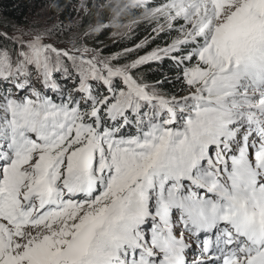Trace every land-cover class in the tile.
<instances>
[{"label": "snow or ice", "instance_id": "1", "mask_svg": "<svg viewBox=\"0 0 264 264\" xmlns=\"http://www.w3.org/2000/svg\"><path fill=\"white\" fill-rule=\"evenodd\" d=\"M167 35L153 32L147 38L143 33L134 37L114 54V65L131 64L127 73L113 75L108 83L91 79L93 95L80 104L81 108L95 107L93 98L100 97L103 103L97 101L100 107L91 121L94 124L101 117L100 131L111 125L116 129L113 144L122 140V147L133 150L138 174L132 187L140 186L135 194L136 212L146 207V213L139 216L135 227L114 226L122 242L101 241L96 254L79 264H221L223 254L217 253L241 246L232 236L248 244L242 256L245 264H257L256 257L264 255V243L253 245L237 231L230 210L227 218L210 229L197 231L196 223L204 218L209 204L219 205L223 213L226 197L222 193L245 184L251 170L254 187L264 189V87L237 84L227 97L233 101L231 114L217 121L208 111L215 105L209 99L211 77L199 75L209 70L206 56L215 60L216 41L198 36L196 41L170 48L171 41L164 40ZM7 40L0 35V41ZM23 47L16 45L10 58L22 60L19 49ZM0 50L7 51L4 43ZM196 68L199 72L193 75ZM144 70L148 82L136 75ZM80 81L74 69L69 74L60 69L49 73L40 63L39 52L26 74L17 69L15 76H0V152H11L26 136H34V130L25 131L29 109L69 99L76 103L83 95ZM10 162L0 160V179L4 165ZM98 164L99 159L94 168ZM105 171L111 176L114 169ZM33 251L0 237V264H33Z\"/></svg>", "mask_w": 264, "mask_h": 264}, {"label": "rangeland", "instance_id": "2", "mask_svg": "<svg viewBox=\"0 0 264 264\" xmlns=\"http://www.w3.org/2000/svg\"><path fill=\"white\" fill-rule=\"evenodd\" d=\"M140 1L141 0H76L75 11L71 15L74 19L66 24H63L59 20L58 14L54 9L51 7H43L42 11L37 12L30 18L28 24H12L9 26L10 30L2 32L0 29V31L8 37L7 42H16V45H24L22 48L23 51H20V54H27V60L29 62H35L36 53L39 52L45 64H56L50 65V67H54L55 70L61 68L57 65L71 64L73 69L81 75V81L78 87L83 92V95L79 97V99L84 97L85 94L92 97L89 84L91 79L97 78L108 83L112 75H125V73L121 71L127 72L128 70L118 66H112L109 64V59L101 58L104 56L102 52L99 53L100 48L98 43H92L91 40H88L85 45L81 39L84 38V35L87 36L92 31L96 26L95 22L99 19L107 18L111 10L113 12L117 8H121L122 6L125 7L128 4H134ZM179 1L182 9L181 13L185 15L188 22L195 26V31L204 35L206 39L212 37L214 40L221 41L222 38L226 36L234 41L236 35L255 30V28L259 27L260 22L264 20V0ZM92 11H97L95 21L93 22L94 25H92L88 31L84 32L80 27L81 22L83 17H86L87 13ZM262 30L264 31V26ZM65 44L69 45L66 46ZM69 47L73 48L69 49ZM96 53L100 54L101 57H97ZM213 54L216 57L215 60H210L207 56L205 57L206 61L210 62L209 70L204 73H199L201 78L211 77L209 85L211 92L221 91L225 86H223L224 82L233 83L237 74L233 65H231V63L229 64V59L223 57L219 53L218 47L213 46ZM112 57L113 56H108V58ZM0 58H2V60H0L2 65H6L7 60L11 59L9 53L4 50H0ZM99 58L102 59L103 65L97 63ZM41 65L45 67L43 62ZM93 66H97L100 72L105 73L107 71L108 75H103V79H101L96 74V70ZM46 69L48 70L49 68ZM51 69L53 71V68ZM61 69L64 70L65 74L67 73L65 69ZM16 72L17 70L5 74L6 76L10 74L15 76ZM198 72L199 69H197L193 75H196ZM1 73H4V71L0 70V75ZM110 114L113 115L114 113ZM85 149L86 147H81L75 152L76 154H74L79 155V153L81 151L83 153ZM77 157H70L68 155L67 163H76ZM74 169H78V165H74ZM249 178L250 180H255V174H249ZM126 188H128V185H126ZM238 190L243 193L254 192V188L250 185H241ZM95 214L96 212L91 210V208L79 211L74 221L69 224L68 229L56 228L52 232V236H48L45 229H41L37 230L36 233H39L37 236H34V233H28L27 236L19 242L7 235H4L3 238L5 243L9 240L13 244L23 242V250H29L31 247V249H34L32 255L37 256V261H41V259L48 258L50 255L57 253L62 248V244L59 241L68 239V236L74 232L77 233L79 226L88 221ZM136 223L137 222H132L130 228L135 227ZM34 264L42 263L37 262Z\"/></svg>", "mask_w": 264, "mask_h": 264}, {"label": "trees", "instance_id": "3", "mask_svg": "<svg viewBox=\"0 0 264 264\" xmlns=\"http://www.w3.org/2000/svg\"><path fill=\"white\" fill-rule=\"evenodd\" d=\"M75 3L76 0H0V29L3 32L5 30H10L9 26L12 24H28L30 18L37 12L42 11L43 7H51L54 9V11L58 14L57 16L59 17V20L63 24H66L74 19L71 15L75 11ZM181 10L179 0H167L166 4H161L160 0H141L140 2L117 8L113 12L111 10L107 18H102L95 22L96 26L87 36L84 35V38L81 40L85 45L88 40H91L92 43H98L100 48L99 53L102 52L104 57H101L100 54L96 53L97 57L100 56L101 58L109 59V64L116 66L113 64V60L115 59L114 54H119V50L121 48L128 46L132 39L141 33H143L145 38H147L153 32L157 35L161 32H167L168 35L164 37V40L171 41V44L169 45L170 48H178L185 41H196L198 36H203L206 39L204 35L195 31V26L187 21L185 15L181 13ZM96 15L97 11H92L88 12L86 17H83L80 27L84 32L88 31L91 26L94 25L93 22L95 21ZM177 20H180L181 22L176 23ZM1 34L6 36L0 31V35ZM0 43L5 44L7 53L16 47V44L14 45L13 42L10 43L7 41H0ZM161 44H163V40L161 41ZM65 45L68 46L69 44ZM70 48L73 47H69V49ZM104 49H108V51H104ZM195 50L196 49H194V51ZM19 51L23 50L19 49ZM22 56V60L16 57L15 59L11 58L10 60H7L6 65H2L0 63V70L4 71V73H1L0 76H6L5 73H9L17 69H19L22 74H26L28 72V65L32 62L27 60V54H23ZM108 56L113 57L108 58ZM101 58H99L97 63L103 65ZM0 60H2V58H0ZM42 62L46 68H49V73L52 71L51 68L55 70L54 67H50V65H56L55 63H49V65L45 64L43 59L40 57V63L42 64ZM60 65L61 66H57L65 69L68 74L73 69L71 64ZM118 67L128 70L131 68V64L121 61L120 66ZM61 68L60 70H62ZM93 68L96 70V74L103 79V75H105V73L100 72L97 66H93ZM197 69L198 68L192 70L193 74ZM121 72L125 74L127 73L126 71ZM136 75L137 77L143 78L145 82H148L150 79L147 76V70L138 72ZM73 79H75V77H73ZM95 79L97 81H101L100 79ZM94 87V85L90 84V90L94 89ZM71 91L75 92L74 89ZM153 91L158 92L159 90L154 89ZM88 98H90V96L85 94V96L79 99L76 103H73V100L69 99L62 103L52 104L57 107H70L76 109V114L74 116L76 127L81 128L82 126H86L89 129V132L81 134L79 138L75 140L77 146H72V148L75 149L84 147L87 144V140L91 136V133H93L97 128V122L101 124V117L97 116L94 124L91 121V117L96 114L99 110L100 103H103V101L97 96L93 98L92 101L95 107L88 106L87 108H81L80 104L82 102H86ZM98 100L100 103H97ZM85 117H87V119H85ZM109 128L112 129V127ZM45 232L50 233L51 230H45Z\"/></svg>", "mask_w": 264, "mask_h": 264}, {"label": "water", "instance_id": "4", "mask_svg": "<svg viewBox=\"0 0 264 264\" xmlns=\"http://www.w3.org/2000/svg\"><path fill=\"white\" fill-rule=\"evenodd\" d=\"M88 156H90V162H93L94 161V150L92 147H89L87 150H85L83 152V155H82V160H85V158H87ZM112 211V209L109 210V212L107 213V215ZM106 215V216H107ZM94 235L91 236L89 239H87V241L85 242L84 244V249L79 253L78 257L79 259L81 257H83L84 255H86L88 253V249H89V246H90V243L93 239ZM69 261L73 262L72 259L69 258Z\"/></svg>", "mask_w": 264, "mask_h": 264}, {"label": "bare ground", "instance_id": "5", "mask_svg": "<svg viewBox=\"0 0 264 264\" xmlns=\"http://www.w3.org/2000/svg\"><path fill=\"white\" fill-rule=\"evenodd\" d=\"M10 75H11V74H10ZM225 262H228V261L226 260ZM225 262H224V263H225ZM230 264H231V263H230Z\"/></svg>", "mask_w": 264, "mask_h": 264}]
</instances>
